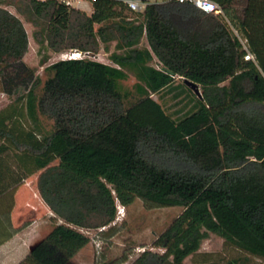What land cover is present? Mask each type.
Wrapping results in <instances>:
<instances>
[{"label": "trees", "instance_id": "1", "mask_svg": "<svg viewBox=\"0 0 264 264\" xmlns=\"http://www.w3.org/2000/svg\"><path fill=\"white\" fill-rule=\"evenodd\" d=\"M140 1L138 12L127 0H96L86 15L67 0H0V77L29 49L8 7L55 53L98 54L116 42L114 65L85 57L45 68L42 87L37 78L17 99L33 127L18 106L0 111V245L19 231L14 195L31 176L55 218L18 264H67L90 231L114 235L118 206L137 199L183 211L153 242L164 252L145 250L132 264H184L210 233L264 261V0H212L220 15ZM129 74L136 83L125 89Z\"/></svg>", "mask_w": 264, "mask_h": 264}, {"label": "rangeland", "instance_id": "2", "mask_svg": "<svg viewBox=\"0 0 264 264\" xmlns=\"http://www.w3.org/2000/svg\"><path fill=\"white\" fill-rule=\"evenodd\" d=\"M158 2H161V0H158ZM8 9L23 21L29 37V49L21 62L9 69L5 76L0 77V111L10 106H18L20 108L19 111L21 110L22 112V116L18 120L27 127H33L28 118L25 105H21L23 103L18 102L17 99L23 91L31 88L37 78L40 79L42 87L47 79L45 68L60 60L70 59L76 50L55 53L48 47L41 48L33 36L36 28L25 16L16 12L13 7H8ZM115 45L116 42H112L109 45V51L105 50L102 46L98 54H88L86 57L114 65L110 60V54L115 50ZM142 46L148 47L146 38L143 39ZM45 59L46 63L42 64V61ZM154 65L158 67L156 62H154ZM178 82L181 83L182 81ZM135 83L136 78L132 74H129V79L123 82V87L131 89ZM153 98L161 100L169 112L179 111L181 108V105H175L176 101L172 100L170 96H167L164 100L160 99L157 95H153ZM45 123L47 124L46 121ZM37 177L38 175L31 176L25 183L36 189ZM34 208V212H30L31 208L29 207L25 209V213L21 215L23 219L20 223L22 226H28L34 221H40L42 234L45 236L52 228L50 220L53 217L51 219V215H49L51 213H48L42 205L34 204ZM182 211V207H152L144 201L137 199L129 207H125L123 217L115 221L116 232L114 235L109 236V232L106 231L107 235L102 236V239L98 240L99 236H101L99 231L89 232L92 242L83 254L90 264H109L114 260L123 258V256L129 257V260L123 264H132L145 250L163 253L164 250L152 247L153 242L171 225ZM53 220L55 222V219ZM18 257L16 256L11 261L3 260L0 264H7L8 262V264H13ZM234 261H236V264H264L262 259L226 245L224 239L212 233L202 243L200 251L186 259L184 264H229Z\"/></svg>", "mask_w": 264, "mask_h": 264}, {"label": "crops", "instance_id": "3", "mask_svg": "<svg viewBox=\"0 0 264 264\" xmlns=\"http://www.w3.org/2000/svg\"><path fill=\"white\" fill-rule=\"evenodd\" d=\"M28 180V179H27ZM27 180L25 182H27ZM34 204L42 205L44 209L51 213V219L54 218V214L44 204L41 197L38 194L37 189L28 186V184H22L14 195V206L11 211V223L14 228L19 231L14 234L10 239L0 245V262L5 260H13L16 256H19L13 264H18L31 249L44 237L42 234V225L40 221H34L28 226H22L20 221L23 219L21 215L25 213L27 207L31 208L30 212H34ZM53 215V216H52ZM50 220V224L53 225L54 220ZM91 244V243H90ZM88 244L83 248L73 259L67 264H90L88 259L83 254L90 246ZM9 263V262H8ZM7 263V264H8Z\"/></svg>", "mask_w": 264, "mask_h": 264}, {"label": "built area", "instance_id": "4", "mask_svg": "<svg viewBox=\"0 0 264 264\" xmlns=\"http://www.w3.org/2000/svg\"><path fill=\"white\" fill-rule=\"evenodd\" d=\"M95 1L96 0H67V3L71 6L79 9L80 11L85 13L86 15H91L94 11L93 3ZM176 1L181 2V3L191 2L207 14H215V15L223 14L221 7L212 0H176ZM127 3L133 11H138V12L143 11L145 9V7L147 6L146 2H142L140 0H127ZM243 44H244V48L246 50V54L244 55V59L247 61L256 62L255 56L248 50L245 43H243ZM86 55H88V54L76 51L73 53L71 58L83 59L86 57ZM124 209H125V207H123L121 205L119 206L116 220H118L120 217H123Z\"/></svg>", "mask_w": 264, "mask_h": 264}, {"label": "water", "instance_id": "5", "mask_svg": "<svg viewBox=\"0 0 264 264\" xmlns=\"http://www.w3.org/2000/svg\"><path fill=\"white\" fill-rule=\"evenodd\" d=\"M185 83L190 86L193 90H195L196 93H198L199 95H201L200 89L198 88V86L188 80L185 81Z\"/></svg>", "mask_w": 264, "mask_h": 264}]
</instances>
